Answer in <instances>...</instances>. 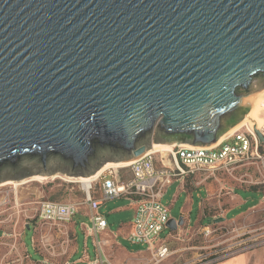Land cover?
Listing matches in <instances>:
<instances>
[{"label": "water", "instance_id": "1", "mask_svg": "<svg viewBox=\"0 0 264 264\" xmlns=\"http://www.w3.org/2000/svg\"><path fill=\"white\" fill-rule=\"evenodd\" d=\"M263 90L264 0H0V184L215 145Z\"/></svg>", "mask_w": 264, "mask_h": 264}, {"label": "rangeland", "instance_id": "2", "mask_svg": "<svg viewBox=\"0 0 264 264\" xmlns=\"http://www.w3.org/2000/svg\"><path fill=\"white\" fill-rule=\"evenodd\" d=\"M168 144L172 145V143ZM160 154L156 155L157 159H161V156L164 155ZM166 156L168 157V154ZM244 171L247 174H243L244 177L240 178L241 180L250 181L249 185L251 186L264 188V166L260 168L250 166ZM205 176L209 175H204L201 179ZM209 177L207 183L212 188L211 191L219 192L222 180L227 176L220 173ZM195 180L200 181V178ZM61 182L63 180L58 177L55 179L45 178L43 181H30L17 188L12 184L0 185V264H101L98 252H96V257L100 260L98 263L93 262L96 258L92 263H88V258L83 256L84 248L87 246L91 256L94 257V238L87 237L82 229V223L90 224L89 218L82 213H77L73 218L78 222L76 227L78 252L74 255V232H70L68 235H58L55 230H51L50 226L42 223L38 218L39 203L42 200H54L52 198L55 196L57 197L56 201L76 202L83 198L82 191H78V188L82 187L79 183H74L76 187L72 191L67 186L69 183L52 188ZM179 186V183H175L169 187L163 200L167 205H172L171 214L176 219L180 218V208L185 206L188 197L187 193H182L178 202L175 205L172 204V197L177 193ZM239 193L244 197L247 195L244 191ZM189 195H192V200L196 205L191 214V222H196L198 203L201 198H205V189L203 187L194 189ZM251 195L255 200L260 199V195L257 193H251ZM213 198L215 199L216 196L213 195ZM126 205H128L127 201L117 198L102 206L101 211L107 215L110 233H118L122 225L130 220V212L118 211ZM250 205L244 206L241 210H234L227 220L245 211ZM206 211L207 215L212 216L216 215V212L222 213L223 210L222 207L207 205ZM216 220L218 219L204 221V224L200 225L201 227L196 231L175 234L170 239L174 254L160 264H206L207 259H211L212 256H215L216 259H223L252 247L264 245V207L236 220ZM206 226L214 230L210 236L204 234ZM169 232L170 229L164 230L162 237L168 236ZM105 238L110 240L109 237ZM119 242L122 248L128 251H140L146 252V254L131 259L120 253L114 243L109 242L104 247V256L102 257L105 260L104 264H155L153 255L148 252L147 245L132 244L122 238H119Z\"/></svg>", "mask_w": 264, "mask_h": 264}, {"label": "built area", "instance_id": "3", "mask_svg": "<svg viewBox=\"0 0 264 264\" xmlns=\"http://www.w3.org/2000/svg\"><path fill=\"white\" fill-rule=\"evenodd\" d=\"M258 133L264 137V122L256 129L243 128L225 141L208 147L175 143L168 158L161 156L160 166L157 165L156 154L146 153L128 165L132 172L130 180L122 181L115 175L103 179L100 184L101 199L93 197L92 184L90 190L86 191L85 204L89 205L93 213L89 219L90 224L82 223V229L86 236L94 238L101 261L96 257L93 262L104 264V247L110 242L102 236L109 228V223L106 214L99 211L100 206L121 197H128L135 208L129 241L132 244L147 245L155 264L169 259L174 254L172 243L170 239L162 237L164 230L169 229L167 225L171 219L169 209L161 200L165 189L175 180L189 176H210L218 171L232 174L238 168L264 166ZM80 207L81 204L74 202L42 200L39 203L38 218L58 235H68L69 224L80 212ZM213 231L209 226L204 228L205 236H210ZM219 260L222 259L208 258L206 264Z\"/></svg>", "mask_w": 264, "mask_h": 264}, {"label": "crops", "instance_id": "4", "mask_svg": "<svg viewBox=\"0 0 264 264\" xmlns=\"http://www.w3.org/2000/svg\"><path fill=\"white\" fill-rule=\"evenodd\" d=\"M261 115L264 118V111L261 113ZM231 135H233V134H231ZM231 135L227 134L223 138V140H221L219 142L225 141V139L230 137ZM186 145H188V144H186ZM263 147H264V142H261L260 149H261L262 153H264ZM160 155H162V154H160ZM160 160L161 159H157V165L158 166H160ZM248 167L250 168V166L238 168L232 174L226 173L225 171H221V172L218 171L216 174H214L213 176H216L217 174H220V173L223 176H225V175L227 176V178L222 180L221 188L219 189L220 191L216 192V193H214L213 190L211 191L212 188H210V185L207 183V179H209L210 177L205 176L203 179H201L204 176L202 174L189 176V177L184 178V179H177L170 186H168L165 189L161 200L165 204V206L169 209L170 218L175 219L177 221H179L180 218H183L184 219V226L179 227L177 231L170 230V232H169L168 236H166V238L171 239L175 234H182L184 232L190 233V232H192V230L196 231L197 229H199L201 227L200 225L204 224L203 223L204 221H209L211 219H220V218H224L226 221H232V220H236L237 218H239L243 215H246V214H249L251 212L258 211L259 209H262L264 207V188L260 187V186H251V185H249L250 181L241 180L242 177H244L243 174H247V172L244 170L249 169ZM113 175H115L116 177H118L122 181H128L132 178V172L128 166H123V167H119V168H108V169L104 170L92 182V184L94 186V190L92 191V194H93V197L95 199H101L102 198V193L100 190V184L103 181V179L110 178ZM197 178H200V181L195 180ZM60 179H62L63 182H61V184H55L54 186H52V188L63 185V184L65 185V183H69V184H67V186L70 187V191H72L76 187L74 185V183H79V182L66 180V179L61 178V177H60ZM50 181H53V180H50ZM50 183H52V182H50ZM175 183H179L180 186L177 189V193H175L172 197V204L173 205H175L178 202L182 193H187V195H188V197L186 198L185 206L180 208V215L181 216L179 219L172 217V214H171L172 205L169 206L163 201L165 198V194L168 191V188L171 187ZM79 184H81V183H79ZM81 186H82L81 188H78V191H82L83 198L78 199L74 203L81 204L79 213H82L85 217L90 219V216L92 215L93 212L90 209L89 205L85 204L86 190L83 188L82 184H81ZM202 187L205 189L206 195H205V198H203V199L201 198V201L198 203V217H197L196 222H191V214L194 212L196 205H195V202L192 200V195L190 196L189 194H192V191L194 189H202ZM240 191L246 192L247 195L245 197L240 195V193H239ZM251 193L259 194L260 199L255 200V198L251 195ZM213 195L216 196L215 199L213 198ZM52 199H54L52 201H56L57 197L54 196ZM120 199H124L125 201H127L128 205L124 206L123 208L118 209V211L125 210L127 212H130L131 218L128 222H126L122 225V227L119 229L118 233H116V234L110 233L107 229L102 234V236L103 237H109L110 242L114 243V245H116L117 250L120 253H123L126 256H129V258H131V259L138 257V256L139 257L144 256L146 254V252L128 251V250L122 248V246L119 242V238H122L123 240L129 241V236H130L131 229H132L131 223H132V220H133V217L135 214V208H134L132 202L130 201V199L128 197H121ZM61 202H73V201H61ZM106 203L107 202L103 203L100 206V210H99L100 212H102L101 208H102V206H105ZM250 203H252V205H250ZM207 205H209L211 207L212 206L213 207H216V206L222 207L223 211H222V213L216 212L215 213L216 215L209 216L206 214ZM246 205H250V207H248L245 211L238 213L234 218L227 220V218L230 216V213H232L234 210H241ZM102 213H104V212H102ZM77 223L78 222L74 221V219H73V221L69 224L70 232H74V236H75V242H74L75 245H74L73 255L78 252V246H77V236L78 235H77V231H76ZM93 244H94V241H93ZM96 252H97V249L94 245V257H92L90 254L89 248L87 246H85L84 251H83V256H86L88 258V263H92L94 258H96V256H97ZM213 264H264V245L252 247L248 250L242 251L240 253L234 254V255L227 257L225 259L219 260Z\"/></svg>", "mask_w": 264, "mask_h": 264}, {"label": "bare ground", "instance_id": "5", "mask_svg": "<svg viewBox=\"0 0 264 264\" xmlns=\"http://www.w3.org/2000/svg\"><path fill=\"white\" fill-rule=\"evenodd\" d=\"M263 111H264V90L254 98L252 109L250 110L247 117L242 122H240L237 126H235L233 129H231L227 134H229V135L234 134L235 132H237L243 128L253 130V129H256L257 127H260L264 122V118L261 115V113ZM224 137H222L220 139V141L223 140ZM173 146H174V143H172V145H170L168 143L152 144V147L149 149L150 151L148 150L147 152L151 153V154H156V155L161 153V154H164L162 156H164L165 158H168L166 155L167 154L169 155V153L173 149ZM131 162L132 161H124V162H117V163L116 162H108L96 174H94L90 177H68V176L65 177V176H60L58 174L52 178L54 179L57 177H62L64 179H67L70 181L79 182L83 185V188L88 192L92 186V182L104 170H106L108 168H119V167H123V166H128L129 164H131ZM33 179L37 180V181H43L45 178H43L41 176H35V177H33ZM27 182H28L27 179L22 180V181H6L4 183H1L0 185L2 186V185L12 184L15 188H17L18 186L25 184Z\"/></svg>", "mask_w": 264, "mask_h": 264}, {"label": "trees", "instance_id": "6", "mask_svg": "<svg viewBox=\"0 0 264 264\" xmlns=\"http://www.w3.org/2000/svg\"><path fill=\"white\" fill-rule=\"evenodd\" d=\"M215 256H212V258H214Z\"/></svg>", "mask_w": 264, "mask_h": 264}]
</instances>
